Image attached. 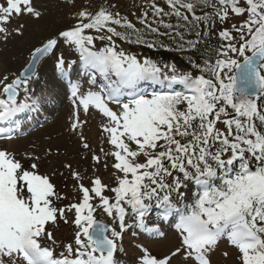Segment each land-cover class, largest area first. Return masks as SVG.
<instances>
[{
  "label": "snow or ice",
  "instance_id": "1",
  "mask_svg": "<svg viewBox=\"0 0 264 264\" xmlns=\"http://www.w3.org/2000/svg\"><path fill=\"white\" fill-rule=\"evenodd\" d=\"M59 3L68 13L18 72L0 74V122L54 102L35 89L51 64L93 172L61 165L75 181L70 199L52 179L64 172H41L35 152L0 148V264H120L126 234L140 237L135 264H213L225 240L235 264H264V0H148L135 22L114 0ZM48 16L39 0H0V45ZM123 44L200 59L184 56L190 70H181ZM93 112L110 145L103 158L83 132L81 115ZM101 167L113 170L111 183ZM61 222L73 226L71 242L57 243ZM164 223L178 243L157 254L146 242L168 238Z\"/></svg>",
  "mask_w": 264,
  "mask_h": 264
},
{
  "label": "rangeland",
  "instance_id": "2",
  "mask_svg": "<svg viewBox=\"0 0 264 264\" xmlns=\"http://www.w3.org/2000/svg\"><path fill=\"white\" fill-rule=\"evenodd\" d=\"M114 2L119 5L123 15L129 16V18L133 19L135 22V16L132 14L135 13V15H139L140 12L143 11L148 0H114ZM159 2L162 3L163 0H159ZM39 3L46 5L49 9L47 24L40 28H36L29 23V28L23 39L13 40L7 47L0 45V74L9 71L18 72L25 64L31 46L37 44L42 36L48 34L57 17L67 14L69 11L59 3V0H39ZM14 46H21L22 49L19 54H16L14 66L9 68L5 53ZM98 46L102 45L98 44ZM65 54L68 55V53ZM177 66L181 70H190V67L181 63H177ZM77 78L78 77L75 76L73 77V79ZM81 82L83 83V81ZM100 83H102V81H100ZM88 87V85H85L83 90L87 91ZM35 89L37 93H39L41 89H44L45 92L53 93L55 96L54 102L46 105L38 113L30 112V114L23 118H17L16 125L12 124V127H6L8 134L10 133V137L12 138L6 139L7 134L1 135L0 148H7L18 155L35 152L42 157L41 172H52L53 170L64 172L63 176H53L52 179L57 186V190L71 199L76 192L74 188L75 181L68 176L61 165L71 162L73 167L82 173L92 175L93 168L90 167V164H93L91 161V154L82 149L77 135L69 132L72 105L66 88H62L57 84L56 74L51 64L48 65L47 70L42 72V79L35 85ZM177 90H181L179 86ZM85 118L87 119V124L83 128V132L87 138V142L90 144L92 152L101 155L103 158V153L100 152V148H104L107 151L110 145L105 142L102 131V117L94 112L89 113L87 117L82 113L81 119ZM49 149H51V153L45 155L46 151ZM110 164L111 160H109V165ZM112 171L111 167L107 170L101 167L97 174L103 178L105 183H111L113 181L111 175ZM85 183L87 184V181H85ZM66 202L67 201H65V203ZM152 216L154 217L155 213H152ZM104 219L107 220V217H104ZM163 227L168 232V238L166 240L156 237L146 242V246L157 254L167 252L178 243L174 226L170 227L168 223H164ZM54 234L58 244L61 242H71L73 238V226L65 225L61 222ZM140 242V237H133L130 234H126L124 240L126 251L118 255L120 264H135L137 257L136 245ZM224 251L230 253L229 257L225 258L223 256ZM235 255V250L232 249L225 240L220 243L218 249L212 256V261L213 264H235Z\"/></svg>",
  "mask_w": 264,
  "mask_h": 264
},
{
  "label": "trees",
  "instance_id": "3",
  "mask_svg": "<svg viewBox=\"0 0 264 264\" xmlns=\"http://www.w3.org/2000/svg\"><path fill=\"white\" fill-rule=\"evenodd\" d=\"M173 22H175V21L173 20ZM137 26L139 27L140 25L138 24ZM161 31H164V29H161ZM160 39H162L169 46H171L173 48L176 47V44L173 43V41L171 39H169L168 37H161ZM186 39H195V37L186 35ZM209 43L214 45L216 43L215 37H213V39L211 41H209ZM123 46L127 50L132 51V52H138V53H141L143 55H149V56H152L153 58L161 59V60L166 61V62H175L176 64L181 63L187 67H190V65L183 58L184 56H192L193 58H195L197 60L200 59V53L198 51H189V52H185L182 54V53L176 52V51L169 52V51H166L164 49H160L159 52H157L154 50L146 49L143 46H139V45L123 44ZM199 49H200V51H203L204 45L201 44L199 46Z\"/></svg>",
  "mask_w": 264,
  "mask_h": 264
},
{
  "label": "bare ground",
  "instance_id": "4",
  "mask_svg": "<svg viewBox=\"0 0 264 264\" xmlns=\"http://www.w3.org/2000/svg\"><path fill=\"white\" fill-rule=\"evenodd\" d=\"M22 47L21 46H14L11 50H9L8 52L5 53V56L7 57V63H8V67L12 68L14 66L15 63V59H16V54H19L21 51ZM9 53V54H8ZM4 56V57H5ZM50 69V68H48ZM47 70V69H46ZM47 74V73H46ZM48 78V77H47ZM48 82V81H47ZM46 83V82H45ZM37 88V87H36ZM62 90V89H61ZM64 93V92H63ZM62 96V95H61ZM28 114H30V112H26L23 114H20L18 117H24L27 116ZM40 115V114H39Z\"/></svg>",
  "mask_w": 264,
  "mask_h": 264
}]
</instances>
